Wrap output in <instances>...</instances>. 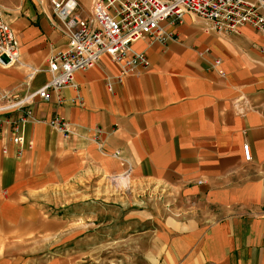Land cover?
Returning <instances> with one entry per match:
<instances>
[{
  "label": "crops",
  "instance_id": "crops-1",
  "mask_svg": "<svg viewBox=\"0 0 264 264\" xmlns=\"http://www.w3.org/2000/svg\"><path fill=\"white\" fill-rule=\"evenodd\" d=\"M77 2L88 16L94 0ZM5 20L20 61L0 66V101L43 86L46 61L66 46L49 1L21 0ZM165 27L164 44H133L149 61L138 76L118 80L103 56L75 74L79 99L72 87L60 104L36 99L23 144L12 142L22 111L0 114V264H78L97 228L107 244L111 206L75 197L113 179L128 180L133 200L119 229H132L140 250L150 233L147 264H264V38L250 26L216 32L190 14ZM54 116L67 137L48 125ZM143 217L154 231H142Z\"/></svg>",
  "mask_w": 264,
  "mask_h": 264
},
{
  "label": "built area",
  "instance_id": "built-area-1",
  "mask_svg": "<svg viewBox=\"0 0 264 264\" xmlns=\"http://www.w3.org/2000/svg\"><path fill=\"white\" fill-rule=\"evenodd\" d=\"M49 5L58 21V29L66 38L65 48L46 61L43 71L49 79L43 86L21 97L4 96L0 101V114L22 111L13 122L12 142L17 145L24 143L20 128L30 118V107L35 100L48 102L56 95V103L60 104L63 98L59 92L65 87L76 89V99H79L75 74L95 67L103 56H108L119 67L118 80L126 75L138 76L146 70L148 58L135 50L133 44L145 38L150 44H164L172 35L165 27L166 22L181 23L183 16L190 14L206 20L209 28L216 32L238 33L242 27L250 26L264 38V0H94L86 17L79 14L77 0H49ZM261 52L264 54V48ZM19 61L16 34L0 10V66H11ZM218 64L215 60L214 65ZM106 86L111 91L109 78H106ZM48 125L64 137L71 132L61 116H54ZM242 151L243 159L250 161L247 144ZM2 152L6 150L3 148ZM118 154L115 152L114 156Z\"/></svg>",
  "mask_w": 264,
  "mask_h": 264
},
{
  "label": "rangeland",
  "instance_id": "rangeland-1",
  "mask_svg": "<svg viewBox=\"0 0 264 264\" xmlns=\"http://www.w3.org/2000/svg\"><path fill=\"white\" fill-rule=\"evenodd\" d=\"M21 0H0V10L5 15L10 13V10L15 9L19 5ZM47 2L49 0H46ZM104 182V181H103ZM93 187V190H92ZM130 184L128 180L124 183H118V180L105 181L104 183H93V185L89 189L79 190V193L76 194L75 200L76 202H86L89 200H93L98 203H106V205H110V221L112 222L110 225L109 238L107 244H102L101 238V229H95V235L97 236L98 244H95L94 251L90 256H83L81 260L78 261V264H147L146 254L148 249V238L150 233L143 232L142 235V247L141 250L138 246H134L133 243H129L128 237L134 233L132 229H128L126 227L125 231L123 229H119L118 222H122L121 213H123L122 206H124V202H128L129 199L132 200V193L129 189ZM92 190V193H91ZM89 192V195H86ZM127 206V203H126ZM118 208H121L119 211ZM141 208H149L145 207V204H142ZM81 210H85L83 207ZM100 215L101 208H97ZM150 212L147 213L149 215ZM144 220V217H143ZM97 221L100 222L101 218L98 217ZM121 226V225H120ZM127 226V224H126ZM142 231H154L155 224L150 219H146L142 222ZM119 230H122V234H120ZM107 230H105L106 232ZM125 235L126 240H123V236Z\"/></svg>",
  "mask_w": 264,
  "mask_h": 264
}]
</instances>
